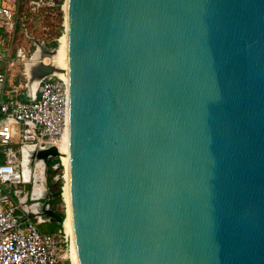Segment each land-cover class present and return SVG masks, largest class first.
Here are the masks:
<instances>
[{
  "label": "water",
  "instance_id": "obj_1",
  "mask_svg": "<svg viewBox=\"0 0 264 264\" xmlns=\"http://www.w3.org/2000/svg\"><path fill=\"white\" fill-rule=\"evenodd\" d=\"M68 5L78 264H264V0ZM33 40L32 90L62 71ZM32 140L21 151L47 186L34 194L63 225L48 174L61 152Z\"/></svg>",
  "mask_w": 264,
  "mask_h": 264
},
{
  "label": "built area",
  "instance_id": "obj_2",
  "mask_svg": "<svg viewBox=\"0 0 264 264\" xmlns=\"http://www.w3.org/2000/svg\"><path fill=\"white\" fill-rule=\"evenodd\" d=\"M45 4L54 2L30 0L34 11ZM25 15L24 0H0V45L15 41ZM9 47L0 46V148L5 156L0 159V264H72L71 237L64 224L54 231L42 228L48 218L34 192L44 195L47 186H40L38 162L30 170L29 189L18 156L27 159L21 151L23 138L31 137L37 148L58 146L69 125V79L61 74L45 77L30 100L19 97L17 88L7 92L10 68L19 60L25 64L31 60L23 48L13 58ZM24 74L28 79L26 68ZM58 158L54 180L64 182L62 152Z\"/></svg>",
  "mask_w": 264,
  "mask_h": 264
},
{
  "label": "rangeland",
  "instance_id": "obj_3",
  "mask_svg": "<svg viewBox=\"0 0 264 264\" xmlns=\"http://www.w3.org/2000/svg\"><path fill=\"white\" fill-rule=\"evenodd\" d=\"M65 1L66 0H63L61 7H58V5H56L58 0H53L54 5L45 4L41 6L39 9H36V11H34L31 8L30 0H24V14H26L24 16L25 19L24 20L25 23L23 24L24 27L23 28L20 27L22 30L19 29L17 30L15 35V41L13 43H5V44H1L0 46H10L8 51H10L13 58H16L14 54L16 53V50H18L19 48H23L26 51H28L29 56H31V54L36 49V44L33 38L40 42L41 41L45 42L48 48H54V46H52V43L55 40H58V38L60 41V37L64 33L66 28L65 11L63 9V4L65 3ZM25 31H27L28 34L25 33ZM60 31H61V35L58 36V33ZM58 47H60V44ZM46 61L50 62L51 58L46 57ZM13 66L19 68L22 67V65L20 64H18V66L17 65H13ZM13 76L15 77L16 75ZM13 147H17V146L13 145ZM1 150L2 148H0V151ZM53 160L54 159L51 158V162ZM63 180L64 182L62 181V185H64L65 183V179ZM55 209L59 211H65L66 213V203L64 198L62 199L61 202L55 204ZM45 224H47L46 225L47 227L58 229L57 228L58 223L47 221L45 222ZM52 228L49 230H53Z\"/></svg>",
  "mask_w": 264,
  "mask_h": 264
},
{
  "label": "bare ground",
  "instance_id": "obj_4",
  "mask_svg": "<svg viewBox=\"0 0 264 264\" xmlns=\"http://www.w3.org/2000/svg\"><path fill=\"white\" fill-rule=\"evenodd\" d=\"M63 9L65 11V24L66 28L62 36L60 37V47H57L54 55L51 57V61L54 64L58 65L62 71L60 74L69 79V33H68V22H69V5L68 0L63 4ZM42 47L39 46L35 53L34 57H40L42 55ZM46 61V57L44 58ZM47 62V61H46ZM33 84V88L35 87V83ZM69 125L64 133L62 139L58 142V147L62 152V162L64 165V176L65 183L63 185V198L66 203V218L64 220V227L66 232L71 237V262L72 264H78L77 261V253L74 245V232H73V222L71 218V202H70V158H69ZM41 186V182H40Z\"/></svg>",
  "mask_w": 264,
  "mask_h": 264
},
{
  "label": "crops",
  "instance_id": "obj_5",
  "mask_svg": "<svg viewBox=\"0 0 264 264\" xmlns=\"http://www.w3.org/2000/svg\"><path fill=\"white\" fill-rule=\"evenodd\" d=\"M21 28H18V29L19 30H22ZM25 33H27V31H25ZM16 53L14 54L15 56H16ZM18 64L22 65V67L19 68V67H14L13 66L14 68L11 67L10 70H9V73H8V82H7V85H6V91L7 92H10V90H14L15 88H17L18 89V96L19 97H22L23 99H26V100H30L32 98L33 92H32V89H30L28 86H26L27 85V78H26V76L24 74V72H25V65L26 64H25V62L20 61V60L18 62H16L15 65L18 66ZM13 75H16V76L14 77ZM10 146L11 145H9L8 147H10ZM0 159H5V156H4V153L2 152V150L0 151ZM29 184L32 185V182H29ZM45 185L46 184H44V181H42L41 187L44 188ZM46 225L47 224L42 225L43 229L45 228L46 231H54V230H56V229H53L52 227H47ZM51 228L53 230H49Z\"/></svg>",
  "mask_w": 264,
  "mask_h": 264
},
{
  "label": "flooded vegetation",
  "instance_id": "obj_6",
  "mask_svg": "<svg viewBox=\"0 0 264 264\" xmlns=\"http://www.w3.org/2000/svg\"><path fill=\"white\" fill-rule=\"evenodd\" d=\"M18 156H19V162L22 165V169L24 170V173H25V181H26L25 186L30 189L32 187V185H30L29 182H28V179H29V176H30V170H29V167L27 165L28 161H27V159H24L23 157H21L20 154H18ZM53 159L54 160L52 162H51V159H50V166H49V170H48L49 179H50V181H49L50 187H51L52 183L54 184V183L58 182L57 180H54V177L58 174V171H59V169H58V162H59L58 159L59 158L57 157V158H53ZM37 167H38L37 168V171H38L37 174L39 175L40 180L41 181H45V164L42 161H39L38 164H37ZM52 203L54 204V200H53ZM54 207H55V204H54Z\"/></svg>",
  "mask_w": 264,
  "mask_h": 264
},
{
  "label": "trees",
  "instance_id": "obj_7",
  "mask_svg": "<svg viewBox=\"0 0 264 264\" xmlns=\"http://www.w3.org/2000/svg\"><path fill=\"white\" fill-rule=\"evenodd\" d=\"M62 3H63V0H58V2H57L56 5H58V7H61ZM59 35H61V31L58 33V36H59ZM61 36H62V35H61ZM59 44H60V41L58 42V40H55V41L52 43V46H54V47H58ZM58 160H59V159H58ZM61 186H62V181L56 182V183H54V184H53V183L51 184V187H52V189H54V190H60V191H62ZM62 199H63V198H62L61 195L55 197V199H54V204H57L58 202H61ZM60 213L63 215L64 218L66 217V213H65V211H60ZM61 227H62V224H57V228H61Z\"/></svg>",
  "mask_w": 264,
  "mask_h": 264
}]
</instances>
